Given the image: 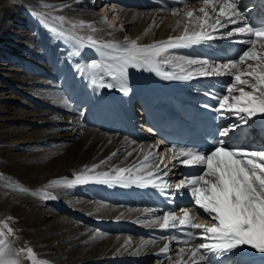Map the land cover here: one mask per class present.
<instances>
[{
  "label": "bare ground",
  "instance_id": "bare-ground-1",
  "mask_svg": "<svg viewBox=\"0 0 264 264\" xmlns=\"http://www.w3.org/2000/svg\"><path fill=\"white\" fill-rule=\"evenodd\" d=\"M105 1L101 0L99 10L108 4L104 9L107 12L110 7L107 19L114 20L115 15L120 18L131 39L124 40L102 12L94 11L92 0H0V167L8 170V165L15 164L25 173L36 175L28 182L20 181L18 174L0 178V223L7 222L13 229L6 246L0 245L5 259H14L17 251L28 247L34 250L39 264H176L179 259L177 250L184 245L161 239L179 230H161L152 223L164 213L156 188L89 183L72 189L48 188L58 197L55 200L39 197L40 190L51 181L74 179L75 174L102 160L107 163L97 172L138 165L149 151L148 145L157 141L142 129L144 120L136 115L137 99L151 103L155 99L165 109L177 111H182L181 102L187 99L215 105L205 92L223 93L218 88L230 79L165 80L155 72L130 68L129 95L94 90L88 78L77 73V65L83 68L89 61L107 59L88 45V36L116 43L138 38L141 45L166 41L182 33L185 23L183 14L172 15L168 6L173 4L184 11L202 6L195 0L186 8L178 0H120L114 13L111 0ZM242 3L257 9L261 6V0ZM63 15L65 20L61 19ZM162 17L167 27L164 32L156 31ZM81 21L86 23L81 26ZM177 21L181 27H177ZM89 23L98 31L92 32ZM111 27L115 30L110 31ZM52 28L62 30L66 38L55 35ZM231 43L225 38L174 49L172 64H162L161 70L180 74V65L189 70L199 67L189 68L179 57L222 61L221 48ZM77 47L81 54L74 56ZM221 121L223 128L237 122L232 117ZM250 125L238 128L231 139L225 138L228 144L264 147V120L254 119ZM158 149L163 146L158 144ZM114 151L118 156L108 160ZM128 152L133 155L129 157ZM163 179L176 183L169 177ZM21 188L27 191H19ZM186 197L185 206L189 207L192 198L190 194ZM67 209L68 214L64 213ZM142 241L155 243L142 246ZM164 244H169L171 260L161 253ZM19 259L20 264H32L25 255ZM255 260L259 264V254Z\"/></svg>",
  "mask_w": 264,
  "mask_h": 264
},
{
  "label": "snow or ice",
  "instance_id": "snow-or-ice-1",
  "mask_svg": "<svg viewBox=\"0 0 264 264\" xmlns=\"http://www.w3.org/2000/svg\"><path fill=\"white\" fill-rule=\"evenodd\" d=\"M178 2L186 8L192 0ZM195 2L202 6L187 11L178 8L168 10L174 16L182 13L185 23L180 35L169 37L166 41L141 45L138 38L116 43L88 36V45L102 58L106 57L107 62L104 59L92 60L83 68L77 65L76 71L88 78L94 90H117L125 96L131 92L128 82L130 68L155 72L165 80L185 82L197 78L230 77L222 86L223 93L211 90L205 92V96L216 101V104L205 103L203 107L221 118H235L237 122L219 130L211 140L212 147L207 151L196 147L170 146L167 151L172 153V158L165 163L158 149L161 142H157L156 145H148L149 151L138 165L97 172L101 165L107 163L102 160L75 174L74 179L51 181L45 189L40 190L39 197L45 201L55 200L58 197L48 188L72 189L89 183L110 187H128L131 184L137 187L151 186L159 190L161 195H168L169 189H174L176 193L186 189L191 195L192 204L181 208V215L167 211L152 221L161 230L176 229L181 232V237H161L184 245L177 250L179 259L176 264H257V254L260 256L259 264H264V147H232L227 142L238 128L250 127V121L257 118L264 120V0H261L259 9L255 5L249 7L242 0ZM85 23L81 21L80 25ZM87 27L92 32L98 31L90 23ZM177 27H181L180 21H177ZM114 30V27L110 28V31ZM51 31L66 38L62 30L52 28ZM225 38L246 47L234 58L223 61L179 57L189 68L199 65L194 70L180 65V74L161 70L162 64H172L169 59L172 50L210 44ZM80 54L79 47L72 53L74 56ZM140 147L144 149V145ZM153 148L157 150L151 151ZM127 155L130 157L133 153L128 152ZM117 156L118 152L114 151L108 160ZM169 164L197 171L184 175L173 184L163 179L169 176ZM19 191L26 192L27 189L21 188ZM31 195L37 196L38 193L32 192ZM195 219H201L203 223H195ZM2 227L7 234L0 231V245L6 246L13 229L7 222ZM147 243L155 241H142V246ZM188 245L191 246L185 247ZM161 253L171 260L172 257L168 255L169 244H164ZM24 255L32 264H36L31 247L26 252L25 249L17 251L14 259H5L4 253L0 252V264H20L19 258Z\"/></svg>",
  "mask_w": 264,
  "mask_h": 264
},
{
  "label": "rangeland",
  "instance_id": "rangeland-1",
  "mask_svg": "<svg viewBox=\"0 0 264 264\" xmlns=\"http://www.w3.org/2000/svg\"><path fill=\"white\" fill-rule=\"evenodd\" d=\"M93 2H92V4L95 6L94 7V11H96V12H102V14H104L105 15V18L107 19L108 17H109V8H108V11L107 12H104V9L106 8V6L108 5V4H106L104 7H103V9L102 10H99L100 8V5H101V1L100 0H92ZM96 1H98V2H96ZM96 2V3H95ZM105 2H107V1H105ZM168 8L169 9H173L174 8V5L172 4L171 6H168ZM0 14H2V13H0ZM115 15V14H114ZM162 15H164V13L162 14ZM169 15V14H168ZM167 14H166V16L165 17H167L168 16ZM61 19L62 20H65V16L63 15V16H61ZM173 19V18H172ZM108 20V22H109V24L110 25H113L114 27H116V28H118V30L122 33V38L125 40V39H131V36H130V34H128V32L126 31V27H125V24L124 23H120V21L121 20H119V18H117L116 17V15H115V19L114 20H112L111 19V17L109 18V19H107ZM119 20V21H118ZM174 20V19H173ZM163 23V24H162ZM162 23H161V25L160 26H157L156 27V31L157 30H159L160 32H164V30L166 29V24H165V20L163 19V17H162ZM71 25V24H70ZM163 30V31H162ZM181 34V32H179L178 33V35H180ZM174 57L173 56H171V57H169V59H173ZM196 84L194 85V87L193 88H196ZM2 106V105H1ZM16 135V134H15ZM30 154H32V151H28V155H30ZM163 159V158H162ZM0 160H3V157H1V155H0ZM9 167H8V170H4L5 168L3 167H0V178L1 177H4V176H6L7 178H11L12 177V175H16V174H18L17 176H18V178L20 179V181H22V182H28V181H32L33 179H35V177H36V175H30L29 173H25L24 172V169H19V168H17L16 167V165L15 164H10V165H8ZM25 166H27V164L25 165ZM191 196V195H190ZM186 200H189V196L188 197H186ZM70 212V210L69 209H67L66 211H64V213H66V214H68ZM198 221V223H199V221H201L200 219L199 220H194V222H197ZM203 221V220H202ZM202 221L200 222V223H202ZM0 231H4L5 232V230L3 229V227H2V224L0 223ZM172 250V249H171ZM25 252H26V250H25ZM26 256V255H25ZM26 258H27V256H26ZM29 260V259H28ZM30 262H31V260H29ZM39 261H36V263L37 264H39L38 263ZM32 263V262H31Z\"/></svg>",
  "mask_w": 264,
  "mask_h": 264
}]
</instances>
